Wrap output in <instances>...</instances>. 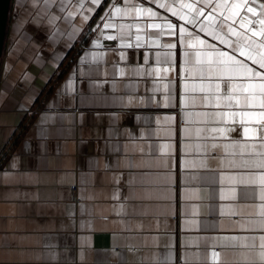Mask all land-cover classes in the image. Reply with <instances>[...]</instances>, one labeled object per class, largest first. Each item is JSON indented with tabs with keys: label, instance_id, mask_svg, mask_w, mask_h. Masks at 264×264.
Returning <instances> with one entry per match:
<instances>
[{
	"label": "crops",
	"instance_id": "obj_1",
	"mask_svg": "<svg viewBox=\"0 0 264 264\" xmlns=\"http://www.w3.org/2000/svg\"><path fill=\"white\" fill-rule=\"evenodd\" d=\"M218 2L159 0L194 25L158 0H10L0 61V264H260L258 186L245 199L244 186L220 176L249 171L228 167L240 157L224 145L252 142L240 117L226 114L264 111L258 89L256 107H247L252 93H230L229 84L262 81L209 75L207 45L233 54L200 30L210 15L222 19L212 12ZM247 3L259 15L264 0ZM231 237H256L257 247L233 246Z\"/></svg>",
	"mask_w": 264,
	"mask_h": 264
},
{
	"label": "snow or ice",
	"instance_id": "obj_2",
	"mask_svg": "<svg viewBox=\"0 0 264 264\" xmlns=\"http://www.w3.org/2000/svg\"><path fill=\"white\" fill-rule=\"evenodd\" d=\"M100 0H92L93 4H99ZM159 3V0H158ZM205 3H208V0H205ZM115 7V6H114ZM159 7L167 8L169 11L173 12V15H179L181 20H189L190 23H196L195 17H189L183 15L174 7H171L164 3H159ZM181 9L187 8L189 12L195 11L198 15H203V11L200 8H195L193 4L181 3ZM260 13L257 15V10L255 7L248 6L247 0H233L229 3V0H219L216 3L215 7L212 9L213 13H218L222 19L219 23L216 22V17L210 15L208 17L207 23L200 26L202 32H206L207 35H210L213 40L219 41L220 44L225 45L226 47L232 49L233 54H229L223 50H216L214 44L207 45L211 49L207 55L215 57V60L209 59V67L207 69L209 75H219L221 77H228L231 81L235 77H244L245 79L251 81L259 78L262 81L259 84L247 83V84H229V92L241 91L252 93V95L244 97V101L247 107H256V96L254 93L258 89L261 93V99L259 102V107L264 109V71H259L255 68L249 67L247 63L242 60L237 59L235 53H239L241 57H244L246 60H251L253 65H258L260 70H264V4L260 5ZM116 12H121L119 7H116ZM246 10L248 13H251L256 17L255 21H250L247 16H241V11ZM127 14V9L124 10ZM137 13L141 11L147 12L150 16H156L157 14L152 12L151 8H135ZM240 17V28L245 29L246 31L241 33L236 30L233 25L236 23V18ZM231 21V23H228ZM252 23H257L259 25L256 29H250L248 26ZM158 25H152V27H157ZM169 30H171L174 25L168 23L165 25ZM105 28L114 27L111 24H105ZM227 29V31H225ZM180 31V41L183 43L185 28L181 27ZM247 31H251V37L247 35ZM261 37L259 43H257L252 37ZM235 37V39H232ZM114 37L109 36L108 39H113ZM139 40V36H137ZM197 42L200 45H205L204 40H200L199 37H196ZM191 46V41H190ZM165 47L171 49L176 47L174 44H167ZM199 55V54H198ZM216 90L219 91L220 85L217 84ZM229 100L235 99L237 104H240L239 97H233L229 95ZM227 116L235 118L236 116L240 117V124L243 127L244 137L251 143H240L239 141L233 142L232 144H225L224 148L226 151L231 150V155L233 157L239 154V159H228V167L230 168H239L249 170L246 172H241L237 175H230L225 177L224 175L220 176V181L223 183L225 179L228 180L230 184L237 186H244L241 189V195L243 198L247 199L251 195L255 194L256 189H250L248 186L255 185L258 186L259 190V199L261 204L258 206L259 212L258 215L261 217L259 223L261 224V230L264 231V111L261 112H249L241 111L239 113L232 112L227 113ZM252 125H257L259 127H253ZM213 131L226 132L232 131V129H213ZM257 131L260 132L259 137H257ZM259 140L257 151L256 141ZM213 148L217 145L213 144ZM254 153L245 157L244 153ZM257 170V171H251ZM212 182L215 181L214 177L209 178ZM236 187L231 188L229 191L232 193L233 197L236 194ZM223 193V189H221ZM223 199V195H221ZM234 243L233 246H236L237 241L240 242V245L243 247H248L255 249L257 247L256 237H231ZM223 246V245H222ZM259 261L260 264H264V235L259 237ZM220 258V253L213 251L212 260L218 261Z\"/></svg>",
	"mask_w": 264,
	"mask_h": 264
},
{
	"label": "water",
	"instance_id": "obj_3",
	"mask_svg": "<svg viewBox=\"0 0 264 264\" xmlns=\"http://www.w3.org/2000/svg\"><path fill=\"white\" fill-rule=\"evenodd\" d=\"M10 0H0V61L3 52Z\"/></svg>",
	"mask_w": 264,
	"mask_h": 264
}]
</instances>
